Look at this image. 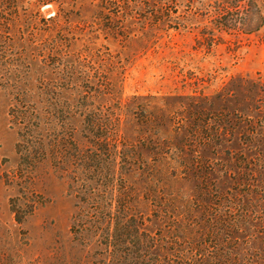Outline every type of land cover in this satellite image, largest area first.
Wrapping results in <instances>:
<instances>
[{
	"label": "rangeland",
	"instance_id": "374dc122",
	"mask_svg": "<svg viewBox=\"0 0 264 264\" xmlns=\"http://www.w3.org/2000/svg\"><path fill=\"white\" fill-rule=\"evenodd\" d=\"M124 1L118 7L108 0H23L26 18L11 27L16 46L28 45L24 57H13L10 81L18 89H0V264L105 261L101 246L72 236L69 168L57 158L54 145L70 142V125L79 137L80 105L74 115L67 107L87 88L70 75L110 71L120 80L124 102L133 95L154 96L156 105L175 111L178 122L206 109L221 113L222 123H234L214 153L203 152L208 173L198 184L211 197L199 204L191 182L173 183L163 191L171 193L170 203L183 214L179 226L191 215H203L199 205L245 216L250 226L244 227L240 218L223 240L222 247L234 253L224 264H264V0H253L261 18L256 29L255 16L245 26L220 23L219 13L231 0ZM112 27H121L116 37ZM32 105L43 117L39 125L46 151L38 149L39 136L31 135L35 123L19 118ZM183 135L179 130L175 142L181 144ZM140 179L133 183L136 205L144 218L151 217L146 225L153 229L162 220H155L154 207L148 210L144 198L147 193L157 203L158 187H144ZM209 239L205 235L203 243Z\"/></svg>",
	"mask_w": 264,
	"mask_h": 264
},
{
	"label": "trees",
	"instance_id": "16d2710c",
	"mask_svg": "<svg viewBox=\"0 0 264 264\" xmlns=\"http://www.w3.org/2000/svg\"><path fill=\"white\" fill-rule=\"evenodd\" d=\"M46 1L39 0L40 3ZM102 2L105 4L106 0ZM108 2L119 7L127 1ZM226 3L227 10L219 13L224 19L221 24L234 22L245 26L255 16L253 28L258 27L261 18L253 0ZM24 10L23 0H0V89L4 91L18 89L15 82L10 81L15 75L13 57H24L28 45L16 46L11 27L15 21H24ZM120 28L112 29L113 37L118 35ZM77 76L72 73L69 78L87 89L78 93L67 112L72 115L74 108L80 105L79 137L70 125V142L60 145L54 142L57 158L69 168L65 173L68 192L74 198L70 219L73 238L101 246L105 257L103 264H224L225 260L234 259V253H230L233 248H223V240L230 230L237 229L239 219L244 220L245 216L224 215L225 210L211 211L209 207L199 205L203 215H191L192 218L179 226V217L183 214L170 203L171 193L164 194L163 191L173 183L191 182L197 188L199 204H203L210 194L207 188L198 184L208 173L209 163L203 152L209 149L214 153L221 138L232 132L234 123L228 119L222 123L218 118L221 113L206 109H199L189 121L178 122L175 111L168 106L160 108L156 105L159 98L154 96L133 95L124 102L120 80L113 71L107 75ZM144 100L148 102L143 103ZM32 106L19 118L24 119V124L35 123L31 135L39 136L38 149L46 151L39 125L43 117ZM103 106L109 108L108 113L103 112ZM158 109L161 110L159 114ZM9 115L12 119L15 116L13 108ZM132 123L138 127L133 128ZM181 129L184 135L180 144L175 142V137ZM18 135L21 136V130ZM189 146L192 149L186 152L184 148ZM71 149L73 153H70ZM136 177L141 178L144 187L154 190L158 187L157 203H151L147 193L144 198L148 210L154 207L155 220H162L153 229L146 225L151 217L144 218L136 205L133 188ZM243 226L250 225L245 222ZM184 230L192 235H184ZM205 235L210 236L206 244L203 243ZM228 241L232 242V238Z\"/></svg>",
	"mask_w": 264,
	"mask_h": 264
}]
</instances>
